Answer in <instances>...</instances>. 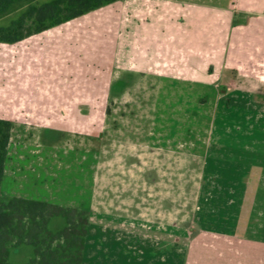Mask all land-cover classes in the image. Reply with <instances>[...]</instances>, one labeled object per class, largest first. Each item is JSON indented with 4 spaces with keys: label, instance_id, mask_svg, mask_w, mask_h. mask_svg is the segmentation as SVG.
<instances>
[{
    "label": "crops",
    "instance_id": "0c3cea01",
    "mask_svg": "<svg viewBox=\"0 0 264 264\" xmlns=\"http://www.w3.org/2000/svg\"><path fill=\"white\" fill-rule=\"evenodd\" d=\"M105 73H150L161 89L169 73H179L177 85L193 86L192 151L213 159L208 186L224 190L210 200L217 209L198 230L177 232L170 248L167 231L134 225L142 219L94 213L81 178L87 150L62 143L34 150V131L32 167L20 176L31 191L15 196L87 210L83 264H264V0H116L17 42L0 41V117L65 133L60 127L72 125L75 113V124L88 125L87 111L103 105L89 94H104ZM123 222L134 228L115 229Z\"/></svg>",
    "mask_w": 264,
    "mask_h": 264
},
{
    "label": "rangeland",
    "instance_id": "374dc122",
    "mask_svg": "<svg viewBox=\"0 0 264 264\" xmlns=\"http://www.w3.org/2000/svg\"><path fill=\"white\" fill-rule=\"evenodd\" d=\"M25 7L23 3L15 5L0 19V24H8ZM169 74V83L161 89L158 78L150 73H105L104 94H89L90 100L99 105L103 101V105L87 111L88 125L75 124L79 119L74 113L69 120L74 124L60 127L65 133L58 131L60 125H13L7 164L9 182L1 189V199L7 201L31 191L22 186L20 176L22 169L31 166H26L31 150L27 140L34 131V150L41 149V143L46 148L62 143L73 150H87L88 158L81 162V178L88 182V206L94 213L142 219L134 225L167 231L170 248L177 244V232L188 235L198 230L203 226L201 219L217 209L210 200L223 198L224 190L215 191L208 186L214 181L213 175L206 173L212 169L213 159L197 157L192 151L198 135L193 106L196 90L185 83L177 85L174 79L179 73ZM41 129L40 141L37 135ZM202 133H208L204 126ZM65 137L68 140L64 142ZM50 220L49 227L55 232L67 225L61 215ZM129 223L117 224L115 229H126L128 225L134 228ZM188 240L185 239L186 247ZM11 251L12 262H30L34 257L30 244Z\"/></svg>",
    "mask_w": 264,
    "mask_h": 264
},
{
    "label": "trees",
    "instance_id": "16d2710c",
    "mask_svg": "<svg viewBox=\"0 0 264 264\" xmlns=\"http://www.w3.org/2000/svg\"><path fill=\"white\" fill-rule=\"evenodd\" d=\"M115 1L0 0V19L15 5L26 4L8 24H0V41L17 42ZM12 129V121L0 117V264H13L11 248L22 244L34 247V257L26 264H83L90 222L87 210L23 196L1 199ZM58 215L67 219V225L55 232L49 222Z\"/></svg>",
    "mask_w": 264,
    "mask_h": 264
}]
</instances>
